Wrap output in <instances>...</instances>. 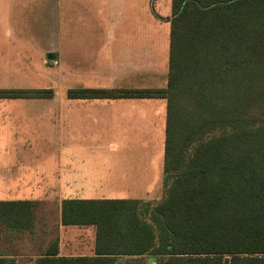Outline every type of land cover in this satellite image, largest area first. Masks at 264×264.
Returning <instances> with one entry per match:
<instances>
[{
	"label": "trees",
	"instance_id": "16d2710c",
	"mask_svg": "<svg viewBox=\"0 0 264 264\" xmlns=\"http://www.w3.org/2000/svg\"><path fill=\"white\" fill-rule=\"evenodd\" d=\"M53 97L0 89V99ZM67 98L165 100L164 197L64 200L63 225L95 228V256L38 264L147 255L157 264H264V0H171L165 88L72 89ZM35 205L0 201L1 226L30 229Z\"/></svg>",
	"mask_w": 264,
	"mask_h": 264
},
{
	"label": "crops",
	"instance_id": "0c3cea01",
	"mask_svg": "<svg viewBox=\"0 0 264 264\" xmlns=\"http://www.w3.org/2000/svg\"><path fill=\"white\" fill-rule=\"evenodd\" d=\"M134 2L0 0V89L43 90L47 61L68 66V90L155 89L157 83L167 81L170 28L161 39L156 28L126 27L125 15ZM22 10L30 15L41 12L47 19H57V23L60 14L68 13L71 20L108 19L112 24L97 21L98 26L82 27L78 35L75 27L65 31L59 25L55 30L48 27L44 31L46 43L42 44L36 36L25 38L32 34L26 29L12 27L11 20ZM170 17L171 11L159 19L170 23ZM62 34L66 35L64 39ZM65 39L69 44L63 47ZM50 53L55 59L47 58ZM56 100L55 94L51 99H0V201L36 204L30 229H8L0 224V233L5 234V238L0 234V243L11 249L0 256L11 264L95 256V228L63 225L64 200L151 201L141 196L152 193L148 188V175L154 170L152 160L97 152L129 145L130 135L124 129L139 122L125 116L141 110L135 101L160 105L157 101L165 100L66 98L65 106L56 105ZM51 199L57 203L44 204ZM118 264L157 263L147 255L122 257Z\"/></svg>",
	"mask_w": 264,
	"mask_h": 264
},
{
	"label": "rangeland",
	"instance_id": "374dc122",
	"mask_svg": "<svg viewBox=\"0 0 264 264\" xmlns=\"http://www.w3.org/2000/svg\"><path fill=\"white\" fill-rule=\"evenodd\" d=\"M171 0H135L134 6L130 5L131 10L125 15L127 17L126 23L124 24L126 27L131 29L135 28H156L158 37L163 39L167 36L168 30L170 28V23L168 21H160V17H164L167 15L169 11H171L169 4ZM171 5V4H170ZM170 9V10H169ZM22 10L21 12H23ZM20 16L16 15V18L11 20V25L13 28H22L26 29L29 33L25 36L27 39H31L34 36L38 39L39 43H46L47 34L44 31L51 27L55 30L54 26H60V30H67L69 28H77V35L81 32L82 27L92 28L94 26H98V22H102L101 25H111V21L108 19L98 20L95 18H87V19H75L71 20L69 18L68 13L60 14V20L57 23V19H47L45 18V14L42 15L41 12L39 14H32L28 11H24L20 13ZM98 21V22H97ZM117 20H113L115 22ZM125 22V20H124ZM115 25V24H114ZM34 30V33L32 32ZM36 33V34H35ZM34 34V35H33ZM64 34V33H63ZM61 36V39H64L66 35ZM42 35L43 38H40ZM20 38L23 36H13V38ZM83 38V35L78 36V44ZM62 46L65 47L69 44L67 39L62 41ZM68 42V44H67ZM167 42L163 43L165 46ZM66 64V63H65ZM68 66L60 65L53 61H47V64L44 68V89H51L55 94L56 105L65 106L67 91L69 89V79H68ZM160 83V84H159ZM155 86V88H163L167 86L166 79L163 82H159ZM137 87V86H127ZM136 103L137 106H140L141 110L135 111L132 115H127L125 117H133L138 124H135L132 127H125L124 133L130 135V143L128 146L118 147L115 150H110V148H101L97 153L98 154H117V155H128V156H144L148 159L152 160L150 165L154 168L153 171L148 175L149 179V196L145 194L147 200H151L150 202L160 201L164 197V174L162 170V165L164 166V140H165V115H166V102L165 101H157L160 103L157 105H142L140 101ZM162 104V105H161ZM165 104V105H163ZM124 117V116H123ZM162 124V131L161 129ZM157 125V126H156ZM158 127V128H157ZM134 139V142L132 143ZM138 139V142L137 140ZM145 191H148L145 187ZM48 203L56 204V200L45 201V205H49ZM2 237L5 238V234L2 232ZM1 236V235H0ZM8 245L4 243H0V253L3 251L9 252Z\"/></svg>",
	"mask_w": 264,
	"mask_h": 264
},
{
	"label": "water",
	"instance_id": "95a60500",
	"mask_svg": "<svg viewBox=\"0 0 264 264\" xmlns=\"http://www.w3.org/2000/svg\"><path fill=\"white\" fill-rule=\"evenodd\" d=\"M55 57H56L55 54H52V53H50V54L47 55V58L49 60L55 59Z\"/></svg>",
	"mask_w": 264,
	"mask_h": 264
}]
</instances>
